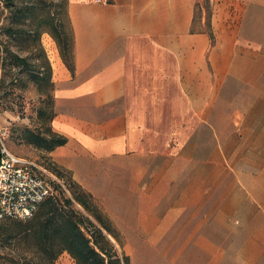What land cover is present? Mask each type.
Here are the masks:
<instances>
[{"label":"crops","instance_id":"crops-1","mask_svg":"<svg viewBox=\"0 0 264 264\" xmlns=\"http://www.w3.org/2000/svg\"><path fill=\"white\" fill-rule=\"evenodd\" d=\"M211 1L213 46L208 33L192 32L198 0H67L72 70L52 36H41L52 71L51 128L67 139L47 155L84 190L105 196V212L121 214L110 219L125 244L148 246L130 264H264V222L229 223L235 196L215 180L172 188L177 179L164 172L171 158L153 155L157 131L139 117L157 102L187 99L191 85V99L210 101L215 116L237 51L264 53V0ZM186 131L179 130L180 142ZM114 166L115 189L96 192L94 182L107 180ZM234 185L248 196L240 204L250 206L249 194L264 179L240 175Z\"/></svg>","mask_w":264,"mask_h":264},{"label":"rangeland","instance_id":"rangeland-1","mask_svg":"<svg viewBox=\"0 0 264 264\" xmlns=\"http://www.w3.org/2000/svg\"><path fill=\"white\" fill-rule=\"evenodd\" d=\"M13 2L14 6L6 8L0 0V132L3 135V142L13 155L43 167L64 181L69 193L53 181V196L73 198L72 186L75 182L71 176L50 161L46 150L28 143L30 140L28 131L38 133L49 129L52 111L50 87L37 85L32 79V75L40 72L38 66L45 60L38 48L42 46L41 39L36 42L28 35L36 27L42 33L51 31V21L58 19L64 22L70 33L66 17L67 0H13ZM198 3L202 8V14L195 17L194 28L205 30L208 11L203 9V0H198ZM14 7L19 11L17 18L14 17ZM9 27L22 32L17 36H9L7 33ZM6 49L24 58L26 65L24 67L15 65L5 52ZM194 88L193 85L187 86V99L181 102L176 99L161 101L156 103L155 109L139 111V117L146 118L150 126L157 131L155 136L158 146L153 155L157 158H171L170 163L164 165V172L171 173L172 178L177 179L176 182H172V188L177 187L179 183L184 185L185 180L187 185L194 184L199 179L210 184L212 179L213 182L215 180L219 191L235 196V212L231 213L227 220L235 227L247 222H264V187L254 186L256 194L253 191L251 195L249 194L250 206H246L240 204L242 199L240 195H243L244 199L248 198L246 190L234 185L240 175L264 179V53L258 48H240L237 51L231 76L225 84L219 86L220 100L215 116L210 115V101L191 99L194 96ZM178 93V88L172 86L171 95L177 97ZM144 103L148 102H138ZM212 124L218 126L219 132H212ZM164 128L167 132L160 133ZM186 128V143L180 142L179 130ZM162 137L168 138L165 140L164 148ZM157 166L160 167L159 165L154 167ZM60 172L63 176L59 175ZM108 173L110 174L107 180L94 182L96 192L100 189L111 191L115 189L119 182L116 180L118 168L115 169L114 166ZM81 189L88 194L86 200L90 205V211L85 210L74 200L72 208L86 219L84 232L90 236L95 230L94 227L101 228L96 219L98 217L116 233L114 234L117 239L103 230L106 239L120 258L127 256L129 264L131 255L137 257L140 254L138 258L141 259V251L144 250L142 252L146 253L148 246L125 244L124 241L127 240L125 235L121 236L113 227L114 221L110 217L121 214L113 212L110 216L105 212L103 204L105 196L101 201L82 187ZM111 193L108 192L112 195ZM45 210L46 208H40L39 213ZM3 246V241L0 240V253L7 252ZM56 264L76 263L65 252L58 258Z\"/></svg>","mask_w":264,"mask_h":264},{"label":"trees","instance_id":"trees-1","mask_svg":"<svg viewBox=\"0 0 264 264\" xmlns=\"http://www.w3.org/2000/svg\"><path fill=\"white\" fill-rule=\"evenodd\" d=\"M2 1L6 8L14 6L13 0ZM203 2V9L208 11L207 26L203 31L208 33L211 46H213L215 39L211 28L213 4L211 0H203ZM14 9V17L17 18L19 11L16 7ZM198 14H202V8L197 2L195 17ZM66 17L70 33L67 31L64 22L59 19L56 21L52 20V30L44 33H49L52 36L60 49L64 61L72 70L73 34L67 15V6ZM197 31L193 26L192 32ZM21 32L22 30L13 27L7 29L9 36H17ZM41 34L43 33L36 27L28 36L39 42ZM4 48L8 47L4 46ZM38 48L45 60L44 63L38 66L40 72L32 75V79L37 85L49 86L52 93L51 67L43 47L38 46ZM5 52L12 58L15 65L23 67L26 65L24 58L19 57L9 49H6ZM50 105L52 111L49 118V129L38 133L28 131V135L30 136L28 143L47 152L67 143L65 137L55 133L51 128V122L55 116L53 98ZM59 175L63 176V173L60 172ZM72 187L74 190L72 193L73 198L62 197V200V198L55 196L49 197L39 207V209L46 208V210L39 213L38 209L28 220H5L0 222V240L3 241L4 249L7 250L5 253H0V264H56L58 258L65 252L71 256L76 264H129L127 256L120 258L118 253L114 251V247L106 239L103 230L115 239H117L116 233L98 217L96 219L101 228L94 227L95 230L90 236L84 232L86 219L72 208V200L76 201L85 210L90 211V205L86 200L88 194L75 183ZM89 223L93 226L92 222L89 221Z\"/></svg>","mask_w":264,"mask_h":264},{"label":"built area","instance_id":"built-area-1","mask_svg":"<svg viewBox=\"0 0 264 264\" xmlns=\"http://www.w3.org/2000/svg\"><path fill=\"white\" fill-rule=\"evenodd\" d=\"M53 181L69 193L54 174L9 152L0 132V222L30 219L54 195Z\"/></svg>","mask_w":264,"mask_h":264}]
</instances>
